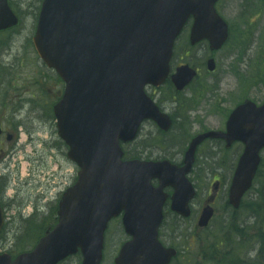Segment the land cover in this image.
Wrapping results in <instances>:
<instances>
[{"label": "water", "instance_id": "water-1", "mask_svg": "<svg viewBox=\"0 0 264 264\" xmlns=\"http://www.w3.org/2000/svg\"><path fill=\"white\" fill-rule=\"evenodd\" d=\"M156 1H164L167 8L146 13L139 6L127 7L123 0H112L105 9L103 24L98 25L99 18L92 16L89 22L96 28L92 32L78 33L83 45L81 55L90 64L78 74L79 78L87 77L89 80L82 81L80 90L71 88L73 93L68 91L64 98L67 107L77 106L72 133L69 134L65 127L63 113L59 114L61 133L70 145L69 156L83 169L75 188L64 196L59 211L60 222L54 231L41 240L36 251L23 255L14 264H56L79 247L84 251L83 264H99L107 222L122 211L125 230L133 237L121 253L122 264H167L176 254L174 249L163 247L157 237L165 200V196L160 193L164 184L162 182L154 190L150 180L161 169L157 170L151 163H122L120 153L111 157L109 146L115 144L119 137H132L140 119L148 114V99L143 93V86L148 82L160 84L165 79L175 38L188 16L197 15L193 29H198L201 26L200 14L205 9L212 15L214 13V0H151ZM51 2L47 0V8L51 7ZM76 21L81 23L82 19L77 18ZM196 37L197 32L194 30L193 39H198ZM128 58L136 60L137 64L119 65L117 59ZM114 60H117V65L110 64ZM103 66L107 67L108 75H114L115 69L119 67L127 68L132 70L134 78L107 81L103 76ZM190 77L191 72H185L181 79H176L177 86L183 87ZM136 82L138 85H134ZM133 87H137L142 100L137 112V97ZM108 93L113 95L105 108L103 101L97 103V98ZM119 107L130 113L136 112L133 125L125 122L122 115L106 111ZM245 113L259 117V125L245 126L242 119ZM229 128L231 132L228 137L243 139L251 156H248V163L243 157L234 179L231 202L238 205L243 193L251 185L259 161L258 151L264 146V105L258 109L251 102L240 106L233 113ZM197 143L198 140L193 148ZM93 155L96 160L90 163L88 159ZM179 178H182L181 172L169 176L168 181ZM178 188V193L183 191L182 181H178ZM173 207L188 214L187 206ZM212 214L213 210L206 208L200 225H207Z\"/></svg>", "mask_w": 264, "mask_h": 264}, {"label": "rangeland", "instance_id": "rangeland-1", "mask_svg": "<svg viewBox=\"0 0 264 264\" xmlns=\"http://www.w3.org/2000/svg\"><path fill=\"white\" fill-rule=\"evenodd\" d=\"M13 3H15L14 0ZM29 4L32 5L30 10L33 14L21 10L18 11V13L21 18V24L30 21V24L33 25V31L30 36V38H33L35 32V13L37 11L39 0H27V5L25 4L27 10L30 8ZM224 6L227 13L223 11L222 6H220L221 11L226 18L232 22L233 28L238 35V39L230 42L222 52L215 54L217 70L213 73H209L204 67L206 58L210 55L206 46L199 45L194 48H188L185 52L186 56L184 60L190 61L192 64L201 68L200 77L194 82V84H192V87L189 90H186L180 96L166 94L161 91L162 97L160 98V101L164 106L170 108L175 115L174 128L171 133L172 139L165 146L167 150L176 154L178 157L181 156L182 147L184 145V136H190L195 131L198 132L208 128L225 127L226 115L243 97L249 96L256 99L258 102H262L264 99V0H228ZM14 8L15 10H18L16 7ZM4 36L5 35H1L0 39L4 38ZM181 40L182 45H184V37H182ZM29 48L32 49L31 45ZM235 50H242V54L244 53L245 55L241 65L246 70V74L239 81L236 80L235 74L231 71L233 60L229 59ZM32 55L36 58L35 53H32ZM39 63L40 65L42 64L40 61ZM36 69L39 70V68L32 64L28 65V72L26 75L31 73L30 77L33 76ZM221 74L223 75L221 76ZM26 75L21 77L18 81L19 86H24L22 81ZM42 80L44 81L41 77V83L37 85L49 87L44 84L46 81L43 82ZM50 87L52 92L56 93L58 85ZM36 93L39 94V98L35 101L32 112L38 110L42 118L51 120V110L47 109L45 104H43L47 103L45 95L39 87H37ZM167 103H170V105H167ZM193 113L197 129L195 131H190L188 125L191 122ZM0 121L3 122L5 128H11L10 125L7 126L5 124L4 114L0 115ZM0 126L2 125L0 124ZM26 127L35 133L31 121H27ZM54 132L55 126H52L51 124L43 131V134L44 136L51 135L53 138ZM22 134L19 135L17 143H7L5 136H0V151L1 147H3V149H9V146H13L15 143L16 147L19 146L21 144ZM33 142L34 143L32 144H28H31V147L32 149H35V152H28V154L34 156V158H30L29 161V169L32 171L30 173L34 177H30L28 174L26 175L23 173V164L21 161H18L19 152H16V150H14L16 152L14 156L7 157V160H9V168L3 170L10 171L12 176L10 187L11 190L17 187L15 192L17 193L18 201L20 203L27 202V205L22 208V212L26 216L32 212L34 204L36 206H54V203L65 190V187L73 183L76 175L75 166L65 157V148H62L56 141L52 140L48 144L41 141ZM177 142H179V145ZM25 144L26 145L21 152L23 160L27 159L24 150H32L30 149V145L27 146V142ZM159 144L160 143L158 142L149 140V142L139 143L134 147L128 145L125 149H131L137 156H142L147 153L155 154L159 148ZM141 149L146 152L141 153ZM238 149L239 145L237 144L232 151L236 150L237 152ZM232 151H226L219 142H215V149L212 153H210V155L205 153L200 157L196 171H194V177L204 191L214 173L219 172L225 178V181L228 180L229 175L227 170L231 169V171H234L235 169V161H231ZM25 162L26 161H24V163ZM0 166L5 168L4 160ZM56 167L61 168L58 174H48L49 172H52L53 169H56ZM65 170H68V173L64 174ZM224 187L226 193L220 197L216 204L217 208H219V213L217 214L211 228L203 232L202 237L200 233L199 237L202 238V241L195 237L194 226L198 219L197 213L203 207L202 204L206 198L204 191L194 202L193 207L196 212L194 217L189 220H181L176 219L172 214L169 215V224H173V226L170 229H167V226L163 229L164 238L170 244L179 245L185 250H193V254L191 255L188 252H185L176 264H204V245L206 242L208 243L209 241L222 239L223 232L221 231V224L224 221L230 220L224 219L227 209L224 208L225 204L223 201L227 198L226 194L228 188L226 186ZM263 191L264 164L261 176L258 178L252 191L246 197L247 199L245 198L246 200L244 203L247 204V206H254V203L258 204L261 201L259 198ZM42 193H44V195H41ZM18 212L19 208H12L9 212L10 218L14 220V217ZM239 213V223H243L242 225L245 227L244 246L252 245L250 249L256 250L260 246H264L263 239L261 237H256L258 219H255L253 212L241 208ZM40 220L41 218H37V221ZM17 225L19 226V223H16V225L12 223L14 231L8 235V240L6 241L5 246L0 245V250H5L6 248L11 250L25 247L32 230L41 226L32 219H27L21 230H18ZM114 225L116 230H118L117 222H114ZM118 234L121 235V238L116 242L113 239L112 245L110 243L111 237L109 238V246H113L115 249H117L123 239H125L124 233L119 232ZM234 239L236 238L234 237ZM237 243L238 241L235 240V246H237ZM250 252L251 251H248L246 247L238 256L244 262H250ZM106 255L108 256L107 251ZM251 256L256 257L255 252ZM259 258H261V256ZM77 259L78 258L75 257L65 264H77ZM108 264L110 263L108 262ZM251 264H257V262Z\"/></svg>", "mask_w": 264, "mask_h": 264}, {"label": "bare ground", "instance_id": "bare-ground-1", "mask_svg": "<svg viewBox=\"0 0 264 264\" xmlns=\"http://www.w3.org/2000/svg\"><path fill=\"white\" fill-rule=\"evenodd\" d=\"M24 36L29 32V28L21 30ZM15 45V36L10 37L3 51L4 57L0 59V105L9 109L12 113L11 103L16 99L21 102L22 106L30 104L32 99L31 73L28 72L27 66L32 64L38 68L31 56H26L18 51ZM37 70V69H36ZM24 86H19L18 81L25 76Z\"/></svg>", "mask_w": 264, "mask_h": 264}, {"label": "trees", "instance_id": "trees-1", "mask_svg": "<svg viewBox=\"0 0 264 264\" xmlns=\"http://www.w3.org/2000/svg\"><path fill=\"white\" fill-rule=\"evenodd\" d=\"M261 207H264V206H261ZM233 229H236L238 234H241V232H242V230L237 225L230 222L229 223V230H233Z\"/></svg>", "mask_w": 264, "mask_h": 264}]
</instances>
